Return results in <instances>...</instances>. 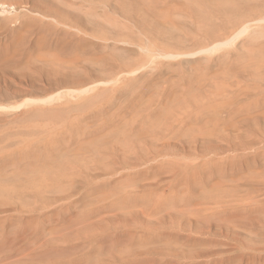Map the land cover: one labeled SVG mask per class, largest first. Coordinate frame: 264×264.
<instances>
[{"label": "rangeland", "instance_id": "1", "mask_svg": "<svg viewBox=\"0 0 264 264\" xmlns=\"http://www.w3.org/2000/svg\"><path fill=\"white\" fill-rule=\"evenodd\" d=\"M0 264H264V0H0Z\"/></svg>", "mask_w": 264, "mask_h": 264}, {"label": "bare ground", "instance_id": "2", "mask_svg": "<svg viewBox=\"0 0 264 264\" xmlns=\"http://www.w3.org/2000/svg\"><path fill=\"white\" fill-rule=\"evenodd\" d=\"M243 31H244V29L241 30L240 32H238V33L235 35V37L238 36V35H240ZM235 37H232V39H234ZM232 39H231V40H232ZM231 40H229V41L227 40L225 43H222V44H224V45L226 44V45H227L229 42H231ZM220 45H221V44H220ZM224 45H223V46H224ZM218 47H219V46H218ZM215 48H216V47H215ZM211 49H212V48H211Z\"/></svg>", "mask_w": 264, "mask_h": 264}]
</instances>
